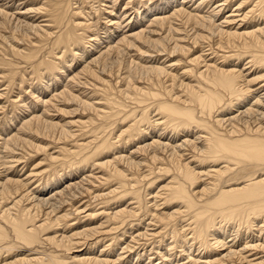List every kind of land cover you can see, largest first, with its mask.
I'll use <instances>...</instances> for the list:
<instances>
[{
    "label": "bare ground",
    "instance_id": "6f19581e",
    "mask_svg": "<svg viewBox=\"0 0 264 264\" xmlns=\"http://www.w3.org/2000/svg\"><path fill=\"white\" fill-rule=\"evenodd\" d=\"M39 1L0 4V64L48 80L0 138V264H264V0Z\"/></svg>",
    "mask_w": 264,
    "mask_h": 264
},
{
    "label": "rangeland",
    "instance_id": "374dc122",
    "mask_svg": "<svg viewBox=\"0 0 264 264\" xmlns=\"http://www.w3.org/2000/svg\"><path fill=\"white\" fill-rule=\"evenodd\" d=\"M77 1V0H76ZM137 0L133 1L134 3H132L134 6H135V2ZM40 1L38 0H0V4H4L6 5L7 7L9 8H12L11 10V14L12 13H15L16 16H20V11H26V9H30L31 7H38L39 6V3ZM74 3V2H73ZM15 7V8H14ZM89 7V6H88ZM20 8V9H19ZM25 8V9H24ZM170 7L167 6V9H169ZM32 9V8H31ZM227 13H229L228 11H230L229 9L226 10ZM26 14L28 20L29 19H32V20H36L37 18V21L39 20H42L44 18H39V14L36 15V12H27V13H24ZM25 19V18H24ZM127 20V19H126ZM136 25L132 26V29L135 28ZM50 48V47H48ZM47 48V49H48ZM75 51H78L81 52V49L77 48V50L75 49ZM48 52V50H45L43 54H46ZM135 53V52H134ZM132 52V54H134ZM3 56V52H0V58ZM70 56H66V60L63 61V64H64V67H63V71H65V73H61L60 76H62L61 80H63L64 84L66 82H68L69 80V76H71L72 73L76 72L77 70H80V68L82 67V63L85 61V59L88 57V53L87 55L82 58L83 60L81 61V63L79 62V58H69ZM16 58V57H15ZM22 58H17L15 59L14 61V66H7V65H2L0 64V71L4 72L7 70H11L12 72H14L15 74V78L12 79L10 81H7V80H0V138L3 140L4 137L6 136H9V134H11L13 131H15L20 123L19 121L21 120L20 119V116H22L21 118H24L26 115H32V114H38L42 108L40 106H37L36 108H34L33 106L32 107V111H24L25 109H23V106L22 104L24 103H27V104H31V102H33V98H32V95L31 93L33 92H37V93H40L42 91V89H45L44 88V84H46V82H48L47 80V77L43 78V79H35L33 80V83L31 81V78H32V75H30L28 72H30V70H28L29 68V64L24 62V60ZM78 59V60H77ZM70 60V61H69ZM17 62V64H16ZM77 62V63H76ZM25 64V65H24ZM73 64V65H72ZM77 64V66H76ZM68 65V67H67ZM71 65L72 68L69 66ZM79 65V66H78ZM76 68H74V67ZM4 69H3V68ZM28 67V68H27ZM70 67V68H69ZM113 68L112 66L109 65V70ZM119 68V65H115V67L113 68V71L117 70ZM73 69V70H72ZM72 72V73H71ZM28 74V75H27ZM66 74V75H65ZM2 74H0L1 76ZM26 76V77H25ZM28 78V79H27ZM27 80V81H26ZM44 80V81H43ZM60 80V85L59 87L62 89V84L63 82H61ZM46 81V82H45ZM20 82V83H19ZM28 84H27V83ZM8 83V84H7ZM19 83V84H18ZM32 83V84H31ZM6 85V86H5ZM31 85V86H29ZM7 89H4L6 88ZM59 87H56V88H59ZM77 87H80L77 86ZM3 91V92H2ZM6 91V92H5ZM55 91V90H54ZM3 93V94H2ZM51 93V92H48V94ZM53 93V92H52ZM47 93H45L46 95ZM24 100L23 103H19L17 104V102L19 100ZM2 106V107H1ZM37 111V112H36ZM53 111V112H52ZM52 112V113H51ZM22 113V114H21ZM27 113V114H26ZM29 113V114H28ZM32 113V114H31ZM51 114H54L55 118L58 116V112L55 111V110H51L50 111ZM25 114V115H24ZM11 115V116H10ZM19 117H17V116ZM24 115V116H23ZM13 118V119H12ZM67 118V117H66ZM57 119V118H56ZM18 125V126H17ZM3 129V130H1ZM5 129V130H4ZM76 129V127H75ZM8 131V132H7ZM0 139V144L2 142V140ZM18 151V149H17ZM21 151V149H20ZM41 156V155H39ZM10 160V159H9ZM11 165H15L12 169V171L10 172V174H15L17 176H22L23 173H28L29 169L32 168V166L30 165H27L23 168L24 166V163H16V164H10V165H7V166H11ZM23 168V170L21 171V169ZM4 169H9V168H4L3 167H0V172ZM5 170V171H7ZM18 170V171H17ZM88 170V169H86ZM3 173H5L3 171ZM79 176V175H78ZM34 186H32L31 188H33ZM84 199L82 200L81 203H83ZM87 201V199L85 198V202ZM96 204H93L91 207L95 206ZM45 210V209H43ZM46 211V210H45ZM83 215V214H82ZM130 240V239H129ZM145 242V241H143ZM101 246V245H99ZM85 246H81L79 249H83ZM164 248L165 246L162 247L161 251H164ZM121 252V250L119 251ZM130 253H128V256H129ZM146 256H143V259H145ZM150 258V257H149ZM130 261V260H129ZM148 259L147 260H144V264L147 263ZM139 263V262H138Z\"/></svg>",
    "mask_w": 264,
    "mask_h": 264
}]
</instances>
